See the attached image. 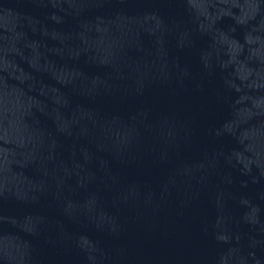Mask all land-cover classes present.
Wrapping results in <instances>:
<instances>
[{"label": "water", "instance_id": "95a60500", "mask_svg": "<svg viewBox=\"0 0 264 264\" xmlns=\"http://www.w3.org/2000/svg\"><path fill=\"white\" fill-rule=\"evenodd\" d=\"M264 187V0H0V264H159Z\"/></svg>", "mask_w": 264, "mask_h": 264}]
</instances>
